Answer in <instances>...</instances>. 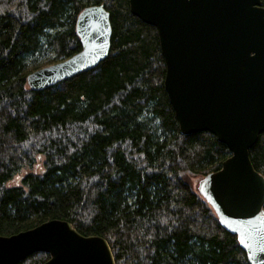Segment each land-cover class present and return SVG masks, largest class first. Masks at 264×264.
Here are the masks:
<instances>
[{
	"label": "trees",
	"instance_id": "16d2710c",
	"mask_svg": "<svg viewBox=\"0 0 264 264\" xmlns=\"http://www.w3.org/2000/svg\"><path fill=\"white\" fill-rule=\"evenodd\" d=\"M92 4L109 12L107 57L30 89L41 59L80 50L75 21ZM164 74L157 30L128 0H0V235L57 218L104 237L115 264H249L190 182L230 152L210 132L179 131ZM37 155L40 173L29 170ZM249 157L264 175V132ZM23 168L19 185H7Z\"/></svg>",
	"mask_w": 264,
	"mask_h": 264
},
{
	"label": "water",
	"instance_id": "95a60500",
	"mask_svg": "<svg viewBox=\"0 0 264 264\" xmlns=\"http://www.w3.org/2000/svg\"><path fill=\"white\" fill-rule=\"evenodd\" d=\"M129 10L157 30L165 63L163 87L182 134L207 131L230 152L198 181L220 225L234 234L249 264H264V175L249 150L264 132V6L261 0H128ZM75 31L81 48L29 72L30 89L53 86L95 68L110 49L109 12L85 6ZM44 252L40 264H115L108 241L48 219L0 235V264Z\"/></svg>",
	"mask_w": 264,
	"mask_h": 264
},
{
	"label": "rangeland",
	"instance_id": "374dc122",
	"mask_svg": "<svg viewBox=\"0 0 264 264\" xmlns=\"http://www.w3.org/2000/svg\"><path fill=\"white\" fill-rule=\"evenodd\" d=\"M57 61H53L52 56L49 55L48 57L41 59L36 65L39 67L47 66L53 63H56ZM34 66V65H33ZM33 66H30L29 69H32ZM29 170L34 171L36 173H40L43 171V157L41 155H37L36 162L34 163L33 167ZM26 172V169L23 168L19 173L14 175L9 182H7V185L13 186V185H19L20 179L22 175ZM202 178L201 176H192L190 178L191 185L193 189L197 190L198 181Z\"/></svg>",
	"mask_w": 264,
	"mask_h": 264
}]
</instances>
